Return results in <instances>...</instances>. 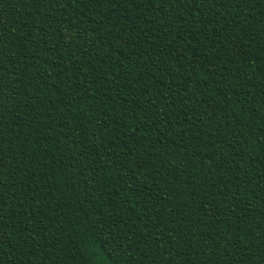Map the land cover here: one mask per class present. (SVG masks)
<instances>
[{
  "label": "trees",
  "instance_id": "16d2710c",
  "mask_svg": "<svg viewBox=\"0 0 264 264\" xmlns=\"http://www.w3.org/2000/svg\"><path fill=\"white\" fill-rule=\"evenodd\" d=\"M0 264H264V2L0 0Z\"/></svg>",
  "mask_w": 264,
  "mask_h": 264
},
{
  "label": "snow or ice",
  "instance_id": "6c2138e0",
  "mask_svg": "<svg viewBox=\"0 0 264 264\" xmlns=\"http://www.w3.org/2000/svg\"><path fill=\"white\" fill-rule=\"evenodd\" d=\"M262 2H264V0H262ZM101 227H102V225H101Z\"/></svg>",
  "mask_w": 264,
  "mask_h": 264
}]
</instances>
